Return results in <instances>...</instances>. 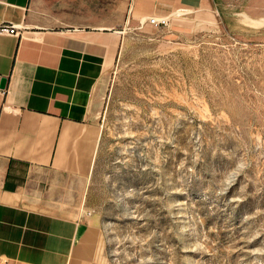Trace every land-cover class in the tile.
Returning <instances> with one entry per match:
<instances>
[{"label": "rangeland", "instance_id": "374dc122", "mask_svg": "<svg viewBox=\"0 0 264 264\" xmlns=\"http://www.w3.org/2000/svg\"><path fill=\"white\" fill-rule=\"evenodd\" d=\"M124 3L69 207L107 264H264V0H190L157 24Z\"/></svg>", "mask_w": 264, "mask_h": 264}, {"label": "crops", "instance_id": "0c3cea01", "mask_svg": "<svg viewBox=\"0 0 264 264\" xmlns=\"http://www.w3.org/2000/svg\"><path fill=\"white\" fill-rule=\"evenodd\" d=\"M189 1L133 6L166 14ZM109 2L0 0V24L17 29L0 30V264H107L97 222L69 206L92 169L102 81L124 39V0Z\"/></svg>", "mask_w": 264, "mask_h": 264}, {"label": "built area", "instance_id": "2783aa9c", "mask_svg": "<svg viewBox=\"0 0 264 264\" xmlns=\"http://www.w3.org/2000/svg\"><path fill=\"white\" fill-rule=\"evenodd\" d=\"M148 21L157 24L164 22V18L162 16H157V14H153L152 16H148ZM0 30L10 33L17 32L16 26L13 24H0Z\"/></svg>", "mask_w": 264, "mask_h": 264}, {"label": "water", "instance_id": "95a60500", "mask_svg": "<svg viewBox=\"0 0 264 264\" xmlns=\"http://www.w3.org/2000/svg\"><path fill=\"white\" fill-rule=\"evenodd\" d=\"M5 82V79L3 77L0 78V86H3Z\"/></svg>", "mask_w": 264, "mask_h": 264}]
</instances>
